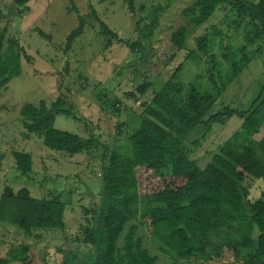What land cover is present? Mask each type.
<instances>
[{
	"label": "trees",
	"instance_id": "16d2710c",
	"mask_svg": "<svg viewBox=\"0 0 264 264\" xmlns=\"http://www.w3.org/2000/svg\"><path fill=\"white\" fill-rule=\"evenodd\" d=\"M28 1L10 0L8 9L22 16L28 11ZM126 3L133 13L134 0ZM165 8L162 4L151 6L150 22L138 29L136 40L126 42L130 50L144 53ZM220 9L227 11L226 32L232 29L234 35L212 26L195 37V48L186 56V60L204 66L211 89L201 91L190 84L185 92L178 68L166 81H144L126 92L127 98L137 101L153 89L151 98L141 102L138 127L126 138L128 155L115 151L103 154L98 176L102 183L100 203L85 218L83 243L91 250L82 264H156L157 257L145 246L140 227L172 263L264 264V187L256 199L250 198L248 187V180L264 186V133L260 134L264 86L246 110L223 106L212 112L230 81L264 49V0H193L181 13L185 25L173 31L153 57L168 64L186 49L187 25L197 29ZM3 17L0 8V19ZM81 25L68 35L67 46L80 33ZM100 32L117 38L104 23ZM6 34L5 27L0 29V96L8 89V82L22 73L12 41L4 51ZM239 35L244 43L235 48L231 41ZM215 42L218 54L213 52ZM224 64L229 65L232 76L223 75ZM60 114L84 121L78 103L63 95L50 104L43 100L37 105L25 104L21 118L47 149L72 156L91 142L56 129L54 122ZM232 116L242 120L240 128L200 168L191 158L190 146H198L213 124H224ZM195 131L197 135L191 137ZM13 157L17 169L26 174L31 167L29 154L13 152ZM138 168L146 174H138ZM64 211L59 194L35 198L27 188L14 191L3 185L0 223L16 227L24 237L33 230L64 231ZM120 238L121 246L117 244ZM32 248L10 244L0 264H45L44 259H33L36 257L29 254ZM62 254L55 264H67L71 252Z\"/></svg>",
	"mask_w": 264,
	"mask_h": 264
},
{
	"label": "rangeland",
	"instance_id": "374dc122",
	"mask_svg": "<svg viewBox=\"0 0 264 264\" xmlns=\"http://www.w3.org/2000/svg\"><path fill=\"white\" fill-rule=\"evenodd\" d=\"M192 2L134 0L132 13L126 0H29L28 11L16 16L8 9L10 0H0L4 14L0 29H7L4 51L12 41L22 65V73L8 82V89L0 96V194L7 184L14 191L29 189L35 198L59 194L65 204L64 231L33 230L29 237H24L16 227L0 223V257L10 244H28L33 247L29 252L36 257L33 259L39 262L44 259L45 264L58 263L62 252L67 250L71 252L67 264L86 261L91 247L83 243V227L85 218L99 207L102 183L98 176L103 154L115 151L128 155L126 138L138 127L141 102L151 98L153 89H148L137 101L127 98L126 92L135 90L144 81H166L178 68V80L185 92L190 84L201 91L211 89L204 66L186 60V56L195 48L197 35L212 26L226 32L229 21L226 10H217L197 29L187 25L186 49L179 51L168 64L163 60L155 61L153 57L161 43L179 26L185 25L181 13ZM157 4L166 8L159 13V24L146 50L144 53L130 50L126 42L138 38V29L150 22L151 6ZM101 23L117 38L101 34ZM80 25V33L67 46L68 35ZM226 34L234 35L232 29ZM231 43L238 48L244 42L239 35ZM213 52L219 53L217 44ZM222 70L225 77L232 76L229 65L224 64ZM263 86L264 49L230 81L212 112L223 106L246 110ZM62 95L78 103L84 121L77 122L60 114L56 116L54 127L91 142L72 156L47 149L39 136L27 130L21 118L25 104L37 105L42 100L50 104ZM241 122L239 117L232 116L224 124L215 123L198 146H190L193 148L191 158L200 168L205 167L223 142L240 128ZM196 132L191 137L197 135ZM262 133L264 124L260 129ZM13 152L27 153L31 157V167L26 174L17 169ZM137 172L146 174L143 168H138ZM248 187L250 198L256 199L264 186L259 181L248 180ZM139 234L143 235L149 253L157 257L156 264H191L172 263L158 252L144 227H140ZM117 244L121 246V238Z\"/></svg>",
	"mask_w": 264,
	"mask_h": 264
}]
</instances>
